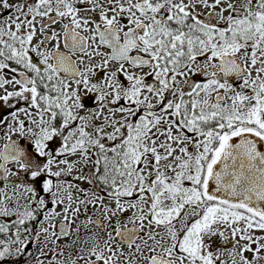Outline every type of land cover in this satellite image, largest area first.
<instances>
[{"label":"snow or ice","instance_id":"obj_1","mask_svg":"<svg viewBox=\"0 0 264 264\" xmlns=\"http://www.w3.org/2000/svg\"><path fill=\"white\" fill-rule=\"evenodd\" d=\"M0 264H264V0H0Z\"/></svg>","mask_w":264,"mask_h":264}]
</instances>
